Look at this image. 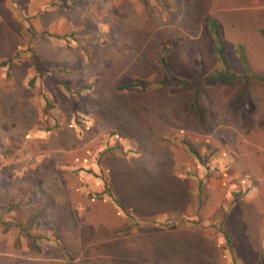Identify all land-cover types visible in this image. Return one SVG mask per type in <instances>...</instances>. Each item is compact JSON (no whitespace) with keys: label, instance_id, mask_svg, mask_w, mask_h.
Segmentation results:
<instances>
[{"label":"rangeland","instance_id":"374dc122","mask_svg":"<svg viewBox=\"0 0 264 264\" xmlns=\"http://www.w3.org/2000/svg\"><path fill=\"white\" fill-rule=\"evenodd\" d=\"M209 18L222 27L239 81L206 83L226 71ZM262 30L264 0H0V264H27L32 245L28 223L13 222L11 211L63 198L61 183L83 187L79 173L95 176L114 148L133 160L121 177L132 206L155 205L154 191L162 200L172 176L140 177V161L152 156L137 161L139 146L124 150L113 137L149 130L152 116L169 118L172 136H184L203 167L190 175L201 200L222 202L216 221L227 229L228 264H264V80L250 79L264 77ZM185 84L201 89L197 101ZM143 184L140 199L134 186Z\"/></svg>","mask_w":264,"mask_h":264},{"label":"crops","instance_id":"0c3cea01","mask_svg":"<svg viewBox=\"0 0 264 264\" xmlns=\"http://www.w3.org/2000/svg\"><path fill=\"white\" fill-rule=\"evenodd\" d=\"M140 113L142 120L148 119L144 112ZM178 116L185 122L182 114ZM164 117L152 116L155 122L150 119L147 131L137 125L136 133L131 126L126 132L120 131L121 135L113 136L121 144H129L124 150L139 146L133 151L135 160L152 156L151 164L140 161V177L155 174L157 169L158 174L163 169L172 176L175 185L162 191L163 199L154 191L151 197L155 205L132 206L133 187L125 185L121 177L130 174L133 160L123 150L114 148L103 155L100 167L95 166V176L79 173L83 187L76 189L61 183L63 198L57 195L56 199L44 202L26 201L14 210L8 207L6 212L12 210L13 222L18 219L28 223L26 236L32 245L27 246V264H228L227 229L221 232L216 221L222 217V202L212 206L211 201L201 200V186L197 188L190 175L197 169L201 176L204 169L201 165L196 167L192 152L189 154L194 159L187 155L185 150H190L184 136H172L176 126H170L166 122L169 118ZM196 121L194 116L186 117L189 125ZM185 124L177 128L182 131ZM166 138L175 140L166 143ZM100 172L107 175L105 180L96 176ZM142 186H134L137 197L146 193L148 186ZM227 224L226 220V228Z\"/></svg>","mask_w":264,"mask_h":264},{"label":"trees","instance_id":"16d2710c","mask_svg":"<svg viewBox=\"0 0 264 264\" xmlns=\"http://www.w3.org/2000/svg\"><path fill=\"white\" fill-rule=\"evenodd\" d=\"M208 25V29H209V33L215 37V40L217 42V44H219V49H218V56L220 58V62L223 63L224 67H226V71L224 74L218 76L216 78V76L214 77H208L206 79V83L207 84H211L213 83L214 81L216 80H223V81H239V76L235 73H232L230 71V68H229V65H228V62L226 60V57H225V53H224V41H223V31H222V27L221 25L214 19V18H209V22L207 23ZM261 36L264 38V30L261 31ZM250 79H254V80H264V77L262 76H259V75H256L254 73L250 74ZM249 81V78H246V82ZM189 87H192V88H195V96L193 97V100H196L197 96L201 95V89H197L196 87H194V85L192 84H185ZM242 98H245L246 97V89L243 88L242 90V94H241ZM197 101V100H196ZM194 104L195 101H194Z\"/></svg>","mask_w":264,"mask_h":264}]
</instances>
